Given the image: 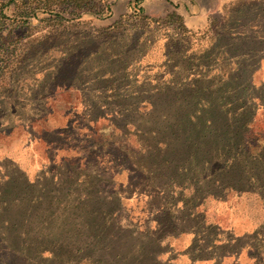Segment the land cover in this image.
I'll return each mask as SVG.
<instances>
[{"label": "trees", "instance_id": "1", "mask_svg": "<svg viewBox=\"0 0 264 264\" xmlns=\"http://www.w3.org/2000/svg\"><path fill=\"white\" fill-rule=\"evenodd\" d=\"M12 2L20 8L19 15L29 19L54 16L60 22L96 16L107 7L103 5L105 0ZM141 2H134L137 12H144ZM239 17L231 16L230 24L209 26L210 45L198 56L186 55L187 40L183 46L178 38L169 36L165 45L169 77L163 82L159 81L162 79L159 74L153 79L145 78L144 83L149 86L144 90L129 91V84L122 88L107 87L117 71H108L102 65L93 69L95 79L105 85L95 90L102 96V102L87 108L92 112L89 120L94 124L105 122L102 135L120 136L123 147L126 146L123 138L128 140L134 134L140 157H152L154 164L168 170L162 179L166 184L164 203L156 208L155 215L148 212L152 218H147L143 230L137 231V225L122 226L117 222L121 192L95 189L100 181L113 184L117 163L108 159L109 167L84 173L86 162L82 160L86 161V156L81 155L62 160L59 165H74L72 181L62 191L54 190L60 176L51 171L34 182L24 180L20 191L12 186L0 190V264H170L169 257L175 254L161 249L165 241L191 234L194 245L214 232L218 234L209 223L213 206L206 205V201L225 203L230 194L249 191L258 192L264 201V125L256 123L258 114L264 112V82H255L264 53L259 55L254 47L264 45V34L257 25ZM115 31L116 27L111 26L99 30L98 35L110 36ZM103 51L94 49L90 56L101 55ZM176 55L182 62L175 61ZM74 56L66 55L65 61ZM110 57L116 60L119 54L111 53ZM129 64L122 63L124 78ZM162 102L168 108L165 114L158 112ZM9 122L13 124L12 120ZM143 136L149 138L143 141ZM91 156L96 165L104 157L94 151ZM192 172L198 175L196 181L205 186L191 189L188 196L184 185ZM179 178H184L185 183L177 185ZM255 186L256 190H250ZM41 197L47 201H41ZM42 205L50 220L44 221V228L33 232L27 226L25 210ZM52 205L62 209L60 217H52L56 210ZM150 223L154 225L151 229ZM131 226L136 230L130 229ZM124 234L134 236V244H128ZM215 241L208 246L213 251L202 254L203 257L210 258L216 253L221 243L219 239ZM261 243L252 254L256 264H260L256 254Z\"/></svg>", "mask_w": 264, "mask_h": 264}, {"label": "rangeland", "instance_id": "2", "mask_svg": "<svg viewBox=\"0 0 264 264\" xmlns=\"http://www.w3.org/2000/svg\"><path fill=\"white\" fill-rule=\"evenodd\" d=\"M216 1L142 0L140 5L144 12H137L134 9L135 0H105L103 5L107 7L102 14L60 22L54 16L29 19L19 15L20 8L12 0H0V190L12 186L13 190L20 191L24 180L34 182L52 172L60 176L54 190L62 191L71 183L74 169V165L68 163L59 167L62 160L84 155V173H91L95 169L109 167L107 161L112 159L118 165L113 184L100 181L95 189L107 193L110 189L121 192L117 222L122 226L127 223L137 225V231H142L143 224L164 203L162 194L166 184L162 179L168 170L154 164L152 157H140L134 134L129 135L128 140L123 138L126 142L123 147L120 136L105 138L102 135L101 128L102 124L106 125L105 122L94 124L89 120L92 112L87 108L102 102V96L97 95L95 90L105 85L95 79L93 69L102 65L108 71H117L107 87L116 85L122 88L129 84V91L144 90L149 86L144 83L145 78L153 79L159 74L162 75L159 81L163 82L169 77L165 67V45L171 35L182 41L183 46L188 41L186 55L198 56L210 45L209 26L230 24L231 16L245 18L264 34V12L261 11L264 0H223L215 7ZM192 2L200 3L202 8L207 7L203 11L205 13L196 12L197 8L191 13L186 11L184 7ZM111 26L116 27V31L110 36L98 35L99 30ZM254 47L259 55L264 53V45ZM94 49L104 51L101 55L90 56ZM111 53H118L119 57L115 60L110 57ZM86 54L89 56L85 59ZM66 55L75 56L66 62ZM136 57L139 59L134 60ZM174 59L182 62L178 55ZM123 61L130 63L125 69L128 80L120 70ZM256 76V83L264 79V60ZM167 111L162 102L158 112L165 114ZM138 122L148 126L144 121ZM256 123L264 125V112L258 114ZM146 138L149 137L143 136L142 140ZM92 151L104 156L98 159L101 161L97 165L93 164ZM197 179L196 173L189 174L184 185L188 190L185 195L189 196L195 187L205 186ZM182 182L184 178H179L177 185ZM252 188L249 189L256 190V186ZM39 194H42L41 191ZM41 201H47V198ZM207 204L213 206V212L227 209L234 214L237 211V216L245 214L246 222L259 224V241L263 242L259 244L262 247L257 250L256 258L263 264L264 201L258 192L232 193L223 205L219 202L214 204L212 200L206 201ZM43 207L25 210L27 226L33 232L44 228L50 220L48 210ZM52 208L56 209L52 217L62 215L61 208L54 205ZM153 226L150 223L149 229ZM130 229L135 228L131 226ZM132 238L131 234L123 235L128 244L133 242ZM205 240L208 241V237ZM171 245L167 240L161 249L168 250Z\"/></svg>", "mask_w": 264, "mask_h": 264}, {"label": "crops", "instance_id": "3", "mask_svg": "<svg viewBox=\"0 0 264 264\" xmlns=\"http://www.w3.org/2000/svg\"><path fill=\"white\" fill-rule=\"evenodd\" d=\"M223 0H217L215 7H218ZM220 2V3H219ZM193 4H188L184 7L186 11L194 12L197 8L198 13H202L207 10V7L202 8L200 3L192 2ZM192 12V13H193ZM193 13V14H198ZM205 13V12H203ZM202 13V14H203ZM264 82V79L262 80ZM222 204V203H220ZM223 205V204H222ZM220 205V207L222 206ZM239 212L231 213L227 209L220 212H212L210 216L211 225L217 231L208 237H204L200 241H195L194 245L193 236L191 234H184L177 238H170L171 246L168 249L175 255L170 258V264H256L253 257V252L256 245L259 242V224H254L253 221H247L245 214L242 216H237ZM215 235L217 237L215 238ZM215 239H219L220 245L216 250V253L210 258L202 256V254L213 251V249L208 248L210 244L213 245L216 242ZM258 246V245H257ZM215 257V258H214ZM213 258V259H212Z\"/></svg>", "mask_w": 264, "mask_h": 264}]
</instances>
